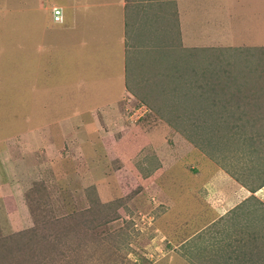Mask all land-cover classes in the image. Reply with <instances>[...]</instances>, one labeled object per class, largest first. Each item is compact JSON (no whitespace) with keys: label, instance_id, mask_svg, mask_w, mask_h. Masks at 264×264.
<instances>
[{"label":"rangeland","instance_id":"374dc122","mask_svg":"<svg viewBox=\"0 0 264 264\" xmlns=\"http://www.w3.org/2000/svg\"><path fill=\"white\" fill-rule=\"evenodd\" d=\"M41 2L0 0V264H264V188L251 191L264 184V38L241 31L258 33L261 8L238 5V36L209 25L212 47L177 49L156 85L131 79L143 101L112 107L71 101L86 88L61 77L79 70L37 49L41 28L73 25L68 6L61 25L41 7L69 2ZM14 210L23 229L9 233Z\"/></svg>","mask_w":264,"mask_h":264},{"label":"crops","instance_id":"0c3cea01","mask_svg":"<svg viewBox=\"0 0 264 264\" xmlns=\"http://www.w3.org/2000/svg\"><path fill=\"white\" fill-rule=\"evenodd\" d=\"M67 1L69 2L67 5L51 3V1L41 8L45 7L51 14L53 6L61 7L63 19L61 22H55L57 25H61L65 21L64 8L68 6L71 10L68 14L72 15L73 25L53 31L55 34H47V31L41 28L40 34H36L42 41V43L38 44V51L53 55L51 58L52 63L59 66L63 58L68 56L70 58L67 60L71 61V63H65L66 69L74 68L79 70L77 74L74 73L71 77L66 75L61 77L62 79H67L65 83L70 87V92L71 90L78 92L81 87L86 88L83 91L86 96L77 97L71 94V101L94 99L100 105L103 103L109 104L108 102H110L109 106L112 107L118 106L117 103L121 104V101L124 100L129 102L127 96L130 99L133 98L134 102L136 100L143 101L139 97L142 90L139 91L137 87L129 86L131 85V79L136 84H141L142 89L144 87L151 88V86L156 85L155 79L164 77L163 72L165 69V74L168 71L170 73L171 68L177 61L176 55L173 58V55L178 51L177 49H182V51L188 49L190 51L191 48V50L196 49L200 52L204 47H212L209 44L203 45L205 40L203 38H209V30H206L209 25L212 28V34L218 35V30H220L221 36L228 35L227 33L231 34L233 38L238 36V32L232 31L234 29L239 31L238 25H234L236 18L238 16L244 17V14H242L243 10L238 5L245 8L246 6L243 5L256 4L257 7L261 8V15L256 16L262 21L261 26L257 29L258 33H256L253 24L249 28L248 22L245 20V22L241 21L243 27L241 31L248 33L249 30L252 32V29H254L255 36H251L253 39L250 41L253 44H255L254 42H259L254 40L255 37L260 38L258 36H261L264 38V0ZM40 4H42L41 0ZM189 7L190 9H188ZM244 18L247 19V16ZM144 20L147 21L145 22ZM130 21L133 22V25H130ZM147 22L149 28L146 29L145 23ZM222 23H226L229 26V32H225V27ZM152 25H156L157 28L150 29ZM143 30H149V32L155 34L154 39L149 38L147 34L145 37ZM200 31L204 32L201 33ZM141 33L142 36L140 35ZM200 33L202 36L199 37ZM204 35L207 37H204ZM245 36V34H241L239 37L243 38ZM247 38L251 39L249 36ZM196 39L200 43V45L196 44L199 47L192 45L191 40L194 41ZM241 42L243 40H240L239 44ZM239 44H229V46ZM196 47L200 48V50ZM188 50L186 51L187 53ZM170 63L172 64L166 66V64ZM95 65H98L101 70L93 71L96 68ZM131 66L133 69L129 70ZM39 72H37L36 67V81H38L37 73ZM128 72L130 73L129 75ZM144 75L151 77L146 80ZM140 79L144 81L141 82ZM98 83L103 85V88H98ZM59 84H62V82H59ZM93 90H101L100 97L96 96L97 92H92ZM149 90L151 91V89ZM126 91H128L127 94ZM78 95L80 96L79 93ZM97 104L87 108L92 109ZM85 110L73 111L74 116L85 112ZM263 188L264 186L262 185L255 192ZM226 200L229 199L226 198ZM1 229L4 231L9 230V233L23 229L18 210L8 211L7 218L2 222Z\"/></svg>","mask_w":264,"mask_h":264},{"label":"built area","instance_id":"2783aa9c","mask_svg":"<svg viewBox=\"0 0 264 264\" xmlns=\"http://www.w3.org/2000/svg\"><path fill=\"white\" fill-rule=\"evenodd\" d=\"M52 20L54 22H61L63 19L62 8L59 6H53L51 8Z\"/></svg>","mask_w":264,"mask_h":264},{"label":"trees","instance_id":"16d2710c","mask_svg":"<svg viewBox=\"0 0 264 264\" xmlns=\"http://www.w3.org/2000/svg\"><path fill=\"white\" fill-rule=\"evenodd\" d=\"M229 100V99H228ZM230 101V100H229ZM232 101V100H231ZM199 108V107H198ZM197 108V109H198ZM249 123H251V121L250 120H244V122H243V126H247ZM240 125H242V124H240ZM239 124H237V123H235V124H231L230 126H228L227 125V129H225L226 131H229L230 133H232V132H236V129L240 126ZM238 130H241V131H243L242 129H238ZM261 172H264V167L262 168V170H261ZM264 185V184H263ZM257 189V188H256ZM256 189H254V190H251L252 192H254Z\"/></svg>","mask_w":264,"mask_h":264}]
</instances>
